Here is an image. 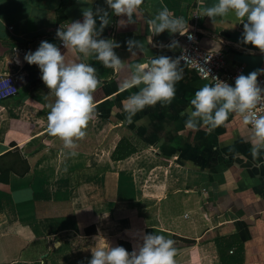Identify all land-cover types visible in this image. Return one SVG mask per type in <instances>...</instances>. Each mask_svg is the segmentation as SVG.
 <instances>
[{
	"label": "crops",
	"instance_id": "obj_1",
	"mask_svg": "<svg viewBox=\"0 0 264 264\" xmlns=\"http://www.w3.org/2000/svg\"><path fill=\"white\" fill-rule=\"evenodd\" d=\"M213 2L143 0L129 19L105 0H0V76L21 83L0 106V264H88L98 236L130 252L148 233L175 241L176 264H264V148L253 155L252 128L230 113L216 128L186 129L190 100L209 82L184 66L171 103L146 107L132 123L122 104L140 87H122L137 63L182 49L183 35L155 33L151 20L162 8L183 18V33L197 9L201 45L221 52L226 72L264 68V52L243 42V21L204 14ZM85 7L108 12L101 37L119 42L122 67L105 66L94 50L66 49L57 37ZM129 39L142 47L129 51ZM43 40L69 62L92 64L101 81L75 148L47 131L56 97L24 60ZM119 144L121 155L135 152L116 160Z\"/></svg>",
	"mask_w": 264,
	"mask_h": 264
},
{
	"label": "clouds",
	"instance_id": "obj_2",
	"mask_svg": "<svg viewBox=\"0 0 264 264\" xmlns=\"http://www.w3.org/2000/svg\"><path fill=\"white\" fill-rule=\"evenodd\" d=\"M105 3L116 15L131 19L143 0H105ZM203 12L213 21L229 14L237 21H243V42L264 52V0H214ZM100 13L99 8L85 7L82 20L60 26L56 35L66 49L71 47L85 56L94 50L95 58L105 66L122 67L123 61L115 51L120 47L119 42L101 37L109 21L106 10ZM151 24L156 34L167 31L183 35L185 27L183 18L173 16L167 8L158 11ZM177 44L173 41L168 47ZM127 45L131 51L133 47L141 48L142 42L129 39ZM24 60L39 67L41 79L56 97L47 114V131L60 137L65 147L75 148V140L86 135L85 129L96 111L94 92L101 83L96 68L83 58L80 62L67 61L65 52L47 40L41 41L35 51L29 50ZM180 62L181 57L155 55L149 62L135 65L130 77L122 83L124 89L140 86L122 101L128 123H132L133 117L148 106L171 103L176 95V84L183 79ZM261 74H264V68L240 74L234 85L212 77L213 82L197 89L190 100L185 128L194 130L207 126L212 129L222 125L230 113L240 115L245 125L252 126V153L257 155L264 148V115H258L257 111L258 106L264 107L261 103L264 101V87L258 83ZM98 237L100 240L91 250L88 264H176L175 241L164 235L145 234L143 242L131 252L123 246H111L103 236Z\"/></svg>",
	"mask_w": 264,
	"mask_h": 264
},
{
	"label": "built area",
	"instance_id": "obj_3",
	"mask_svg": "<svg viewBox=\"0 0 264 264\" xmlns=\"http://www.w3.org/2000/svg\"><path fill=\"white\" fill-rule=\"evenodd\" d=\"M201 14L196 9L191 15L187 28L183 33L182 49L175 57H181L179 67H187L196 72L198 77L209 83L212 77H219L230 84L235 83V78L242 74L244 68L233 72H226L221 52L206 49L201 45L200 28ZM174 57V58H175ZM258 83L264 87V79L259 78ZM21 88L19 78L14 75L0 76V106L9 99L17 96ZM264 105V101L261 102ZM258 115H264V107L258 106ZM240 116V115H239ZM241 117V116H240ZM242 118V117H241ZM251 128L252 126L248 124Z\"/></svg>",
	"mask_w": 264,
	"mask_h": 264
},
{
	"label": "trees",
	"instance_id": "obj_4",
	"mask_svg": "<svg viewBox=\"0 0 264 264\" xmlns=\"http://www.w3.org/2000/svg\"><path fill=\"white\" fill-rule=\"evenodd\" d=\"M134 152H135V149H131L125 155H121L120 154V144H119L118 147L116 148V151H115V153L113 155V158H115L116 160H122V159H125V158L129 157ZM188 243L189 244H193V241H188ZM120 245L122 246L123 243L120 242ZM130 252H131V249H130Z\"/></svg>",
	"mask_w": 264,
	"mask_h": 264
}]
</instances>
